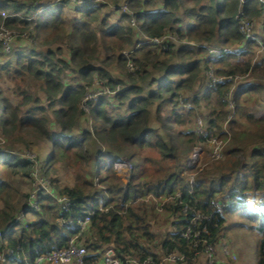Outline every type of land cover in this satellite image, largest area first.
Here are the masks:
<instances>
[{
    "label": "trees",
    "instance_id": "obj_1",
    "mask_svg": "<svg viewBox=\"0 0 264 264\" xmlns=\"http://www.w3.org/2000/svg\"><path fill=\"white\" fill-rule=\"evenodd\" d=\"M77 1L0 0V27L25 32L46 48L29 55L17 51L6 65L0 63V75L10 66L16 75L26 70L30 81L41 89L53 117L51 120L43 108L37 107L27 108L22 115L20 105L13 106L0 89L4 137L17 135L19 141L26 137L29 151L38 143L45 144L49 151L45 158L38 154L29 161L0 150V231L12 224L0 239V252L13 250L0 264H32L40 254L64 248L78 231L66 228L57 219L77 223L86 215L90 222L82 233H89L85 241L93 253L108 247L120 258L157 259L150 247L157 241L153 229L168 223L175 233L165 234L160 241L161 254L175 252L184 257L186 264H194L205 244L221 236L228 215L234 211L241 220L237 226L258 237L256 264H264V113L256 115L249 109L251 104L264 101V63L251 62L259 43L245 42L237 19L242 13L246 20L258 22L257 37L264 45V1L128 0L131 16L119 12L122 0H102L96 6L83 7L76 5ZM110 5L119 12L115 22L104 11ZM71 9L76 17L69 19ZM131 17L135 28L129 25ZM167 33L192 42L196 50L189 44L165 55L136 49L139 56L130 60L121 54L141 42L140 36L161 39ZM210 45L230 48L226 53L205 55L209 60L215 58L213 63L219 66L216 75L233 77L247 72L249 79L239 84L224 80L204 85L206 62L200 61L206 58L203 52ZM240 48L244 50L238 52ZM62 54L66 58L59 57ZM1 55L0 47V58L4 57ZM201 55L202 59H197ZM240 56L243 58L236 61ZM113 61L124 70L126 82L113 79L105 68L97 66ZM126 62L138 67L137 72H127ZM66 70L76 72L82 84L66 86L60 77ZM151 84L154 86L145 93ZM95 86L111 92L119 87L112 97L125 106V112L113 118L106 99L98 97L93 104L89 101L93 125L81 130L82 105L88 90ZM180 92L192 95L183 97ZM228 93L233 111L225 99ZM201 102L208 108L202 122L207 138L195 129L183 128L189 123L187 119L194 117L183 104L199 106ZM229 116L232 118L227 119ZM224 122L230 136L222 157L202 170L188 167L187 156L197 145L208 142L211 136L227 138L221 132ZM28 139L32 143L27 144ZM122 158L130 164L126 183L115 170ZM57 164L72 171L73 184L57 186L50 179V192L67 197L71 207L62 209L42 190L35 198L37 208L24 207L17 217L19 207L14 200L19 188L13 178L33 180L34 173L45 178L56 172ZM188 172L194 174L192 182L187 180ZM252 191L262 193L256 196L260 201L256 210L247 202ZM27 196L24 194L25 199ZM217 202L227 217L216 211ZM28 213L35 220H30ZM196 214L202 218L194 226L191 221ZM186 232L189 238L183 237ZM82 233L76 241L88 251L81 242ZM193 237L199 240L196 245Z\"/></svg>",
    "mask_w": 264,
    "mask_h": 264
},
{
    "label": "rangeland",
    "instance_id": "obj_2",
    "mask_svg": "<svg viewBox=\"0 0 264 264\" xmlns=\"http://www.w3.org/2000/svg\"><path fill=\"white\" fill-rule=\"evenodd\" d=\"M97 2H95L94 4H90V5H98L101 3L102 0H95ZM100 1V2H99ZM126 1V4L124 3ZM77 3V2H76ZM125 4V5H124ZM75 5V4H74ZM79 5V4H76ZM81 7H83L84 5H80ZM121 6V8H120ZM55 5H52L51 8L55 11L56 8ZM128 0H122L120 2L119 5V12L120 13H126L129 14L130 16L132 15L131 12H129L128 10ZM73 9V8H72ZM71 9V11H72ZM104 11L106 13H108L109 18L111 21L115 22L117 20V18L119 17V12H115L114 9L112 8V6H108L104 9ZM70 14V13H69ZM76 17L75 14H73V11L70 15V17H68L69 19ZM67 18V19H68ZM81 18V16H80ZM78 19V17H77ZM253 31L254 33H258L259 32V27L260 25L258 24V22H253ZM129 25L132 28H135V19L133 17H131V19L129 20ZM0 31H1V35H0V41L4 40V43L0 42V47H1V57L0 58V63H4V65H6V60L9 59H13L14 55L17 51H22L23 54L25 55H29L31 51H37V53L40 51L42 52L43 50H45V47H41V45L38 44V42L36 40H31L28 36V34H26L25 32H21L18 31L16 29H9L6 28L5 26H1L0 27ZM13 36V37H11ZM141 39H143V36H140ZM18 39V41H16ZM140 39V38H139ZM7 40L9 41V49H7ZM140 41V40H139ZM162 41H164L162 43ZM162 41L160 40V42L158 44H156L155 46H145L144 40H142L141 42L137 43L134 48L131 49H127L121 52V54L127 59L130 60L131 58L133 59L134 57L139 56V54L135 53L134 50L136 49H141L144 51L147 50H152L154 53H159V55H165L166 52H168L169 50H174L176 51L178 48H182L185 45L189 46H193V50H196L197 45L195 46L192 42H187L185 40H181L180 38H178V36L176 34H171V33H167L165 34L164 38L162 39ZM138 45V46H137ZM210 48L213 49H227L230 51V48H219L215 45H210L207 50L208 51ZM203 52L204 54V58L208 55V52ZM238 53V52H237ZM9 57H8V56ZM206 55V56H205ZM6 56V57H5ZM253 58L251 60L252 63H255L256 61H263L264 63V45L262 43V45H258L256 48H254L253 50ZM59 57L61 58H66V54H62ZM203 58V59H204ZM238 60H241L243 58V56L238 57ZM197 59H202V55L198 56ZM13 61V60H12ZM202 61V60H201ZM200 61V63L202 64L203 62H206L205 64H203V76H204V85L206 83H210L207 82L208 80V73L211 72L213 74V76L216 77H225L226 79H228V75L227 76H219L216 75L214 73L215 69L219 66H217V63H213L215 61L211 59L209 60L208 57H206L202 62ZM230 61H233L232 58ZM14 65V61L11 62ZM127 63V62H126ZM207 65V66H206ZM97 66L101 67V68H105L109 74L111 75V77L113 79H121L124 82H126V77H125V72L124 70H122L120 68V66L116 63V61H113L111 64L109 65H103V64H98ZM132 65L131 64H126V71L130 72L132 74H134L135 72H137L138 67L133 66V69H130ZM223 66L220 65V68H222ZM13 67H6L5 70L1 71V75H0V89L2 90L3 94L5 95V97H7V99H9V101L11 102V104L13 106L16 105H20V113H22V115H24V113H26V109L30 108V109H34V108H43L44 111L46 112L45 115L47 117H49L51 120L53 119L52 114H51V109L48 105L47 100L44 99V95L41 91V89L39 88L38 84H35L34 82L30 81V78L28 77V72L26 70H21V74L20 75H16L13 74L12 71ZM207 68V69H206ZM237 78H235L233 80V84H238L239 82H242L245 79H249V73L245 72L244 74H236L234 75ZM63 83L66 86H77L82 84V82L79 80L76 72H73L71 70H66L64 72L63 75L60 76ZM264 84V82H263ZM84 85V84H83ZM95 84L92 85V87ZM154 86V85H153ZM151 86L148 88H146L144 90V92L146 93L148 91V89H151ZM98 87L99 86H95V88H90L91 92L88 90V93L86 94V100H87V106L82 105V109L84 111V115L83 118H81L80 120V128L81 130L83 129H90L91 126L93 125V120L91 119L90 115V108L91 105L89 104V101H95L98 97H103L104 99H106L107 102V109L109 111V113L112 115V117H116L118 113H122L125 112V106H121L117 103V101L114 99V97H112L114 94H110L103 91H98ZM197 88V87H196ZM143 92V93H144ZM230 92V91H229ZM263 94V100H264V91L262 92ZM180 95L185 97V96H191L192 93L190 92H180ZM225 99L227 101H232L231 97L229 96V93L225 95ZM184 105H188V107L190 106L193 111V114L191 116V118H188L187 120H189V123H187V125L183 128H189L192 129L194 131L195 127H196V123L201 120L203 122V118L204 116L207 114V107L203 106L204 103L201 102V104L199 106H196L192 103H186L183 104ZM188 109V108H187ZM250 111H255L256 115H260L264 113V101L261 104L258 105H254L251 104L250 105ZM189 110V109H188ZM39 112V111H38ZM205 112V113H204ZM153 113V112H152ZM1 111H0V117H1ZM40 114H44V113H38ZM232 118V116L230 117ZM228 119V118H227ZM240 122H244V120H239ZM203 124V123H202ZM78 132V131H77ZM221 132L226 133L227 138L226 139H222V138H217L216 136H212L216 138V141L218 143H220L221 147H225V145L228 142V138L230 136L229 134V129L227 128V124L226 122L221 124ZM25 139L26 137L22 140L19 141L17 140V135L14 137H9V138H5L2 132V129L0 127V150H8L11 153H13L14 155H16L17 157H20L21 159H28L29 161L31 159L34 158L35 155H41L44 158L46 157V155L49 153V151L47 150V147L45 144L42 143H38L36 144L34 147H32L33 151H29L27 145L25 144ZM27 144L32 143V140H26ZM95 142V141H94ZM96 143V142H95ZM100 145H98L99 148ZM102 147V146H101ZM213 145L210 144V142H204L201 143L199 145H197L193 151L191 153L188 154L187 156V160L190 157V162H191V166L190 168H194V169H200L202 170V168H204L206 165L214 162L211 158H210V151L212 150ZM101 151V149H99ZM105 148L102 147V151H104ZM223 150V149H222ZM44 154H43V153ZM195 152V153H194ZM247 152H249V150H247ZM100 154H102V152H100ZM193 156L195 157L193 159ZM123 161L124 158H122ZM126 159V158H125ZM121 162V161H120ZM120 162H117V166L115 167V170L118 174V176H120V178L123 180L124 183L127 182V177L129 175V170H130V164L129 162L126 161V165L125 166H121ZM94 165V163H93ZM46 167V166H45ZM35 170L38 169L35 166ZM55 173L52 175H49L48 177L46 176L45 178H42L38 173L35 175H33V180L32 178H28V179H22L19 177H14L13 178V184L16 185L19 190L17 192V196L14 200V203L17 205L18 210V214H16L17 217H20V213L23 212L24 207H28L29 203L33 202V199H35L37 196V194L40 191H44L46 193H48L49 191H51V188L53 186V183L50 181V179H53L55 181V185L57 186H65V185H72L73 184V178H72V171L66 169L65 167L57 164L55 166ZM93 172H95V167L93 166ZM185 173V172H184ZM188 177L187 180L192 179V177H194L193 173L188 172ZM51 176V178H50ZM93 181H95V178H93ZM28 193L27 198L25 199L24 194ZM259 195L262 196V193H259L257 191H252L250 193V198L249 200H247V202L250 203L251 207H253L256 210V207H258L260 201H259ZM258 196V197H256ZM218 203V202H217ZM263 203V202H262ZM101 204V203H100ZM99 204V205H100ZM2 205V202L0 201V207ZM219 206V204L217 205ZM30 218V220H35L34 218H32V214L28 213L27 214ZM221 216H226V213H222ZM232 216V217H230ZM230 216L228 215V219H226V223H225V227L221 233L222 236V241L224 243H227L229 250L231 251V256L233 257V259L236 260L235 264H256V259H257V241H258V237L255 235H252L253 233H247L242 231L237 225L239 224L240 217L236 214V211L233 212V214H230ZM60 220V219H58ZM171 222V221H170ZM60 223V221L58 222ZM2 223H0V230L2 229ZM153 233L156 235V239L157 241L154 242L150 247H152V251L155 255H157V257H160L161 252H160V246L159 243L160 241L164 238L165 234L167 233H175V230L173 229V227L170 224H166L163 227H155L153 229ZM89 233H87L86 231L84 233H82L81 235V242L82 244H84L85 246H87V242L85 241V237L86 235H88ZM8 239V235H5V240ZM88 248V246H87ZM108 248V247H107ZM88 252L93 253L94 251L91 248H88ZM92 251V252H91ZM220 254V253H219ZM5 262V261H3ZM175 263L171 261V264ZM180 264H186V260L184 262H179ZM167 264V263H165ZM194 264H206L205 263V256L203 255H199L195 260H194Z\"/></svg>",
    "mask_w": 264,
    "mask_h": 264
},
{
    "label": "built area",
    "instance_id": "obj_3",
    "mask_svg": "<svg viewBox=\"0 0 264 264\" xmlns=\"http://www.w3.org/2000/svg\"><path fill=\"white\" fill-rule=\"evenodd\" d=\"M242 3H244L246 0H240ZM264 1V0H262ZM95 0H78L77 3L79 5H87V4H94ZM126 4V1L124 2ZM124 4V5H125ZM121 8V6H120ZM2 17L5 18L7 17V14L1 13ZM237 19L239 20L240 23V27H239V31L241 32V34L244 36L245 38V42L247 41H251V40H256L259 45H261V42L259 40V38L257 37V34L254 33L253 29V22H250L248 20H246L243 17L242 13H239L237 16ZM0 35H1V31H0ZM13 37V36H11ZM144 38L141 39L144 40L145 45L148 46H155L156 44H158L160 42V40L162 41L163 38L161 39H157V38H153V39H148L147 37L143 36ZM1 43H4V40L0 41ZM8 44H7V49H9V41L7 40ZM164 41H162L163 43ZM138 46V45H137ZM136 48V46H135ZM244 48H240L238 49V52L243 51ZM226 53L229 52V50L227 49H213L210 48L208 50V53L211 55H215V54H219V53ZM128 64H131L132 66L130 67V69H133L134 64L131 62H128ZM212 72V71H211ZM209 72L208 73V80L207 82L210 83H206L207 85H215L217 83L223 82L224 80H233L235 78H237L236 76L233 77H228V79H226L225 77H216L213 76V74ZM240 83V82H239ZM238 83V84H239ZM99 84V83H97ZM105 91L107 93L110 94H114L116 91L119 90V87L116 88V91H109L107 88H100L98 89V91ZM87 96V95H86ZM229 96H231V93H229ZM86 97L85 100L83 102V107L87 106L88 104L86 103ZM229 103V108L231 111H233V104L232 101H228ZM184 107L187 109H192L190 106L188 107V105H184ZM230 118V116L228 117V119ZM195 132L198 135H201L205 138H207V136H209L208 132H206L203 127H202V121L199 120L196 123V127H195ZM208 142H210L211 145H213L212 150L210 151V158L213 161L219 160L222 157V147L220 145V143H218L216 141L215 137H209ZM195 157L193 156V159ZM125 160V159H124ZM121 161V162H120ZM119 162L121 163L120 165L123 167L126 165V161H123V159H121ZM128 162V161H127ZM117 164V163H116ZM190 162V157L188 158V164L187 166L190 167L191 165ZM117 165H115L116 167ZM190 182L193 181V177L192 179H189ZM50 196H52L53 198H55L56 202L60 205V207L64 210H68L71 207V201L67 198V197H59V196H53L51 194V192H48ZM219 204V206H217ZM31 209L32 208H37V201L36 199H33L32 203H29V206ZM99 207H102V203L99 205ZM216 207V211L220 213V215H222L223 213V207L222 205L218 202L215 204ZM29 209V208H28ZM202 218L201 215L196 214V216L192 219L191 224L196 226L198 225V221H200ZM18 219V218H17ZM60 221V224H62L63 226H65L68 229L71 230H77L78 231V235L81 234L88 226L89 222H90V216L86 215L84 216V218H81L79 220H77V223H73V221L71 220H58L57 222ZM12 224L10 223L4 230L0 231V239L3 238V234L6 233L8 231V229L10 228ZM205 229V228H204ZM204 232H206V230H204ZM78 235H75L74 237H72L71 239H69L67 245L64 248L61 249H54L51 251H48L46 253L40 254L39 256L36 257V259L34 260V262L32 264H165L168 262H184V257L178 253H170L166 256L164 255H160V257H157V259H153L151 256L146 257L145 259H139V258H131V257H125V258H120L116 255L115 251L112 248H106L102 251L98 253H89L86 248L82 245L77 244V237ZM198 233H195V238H198ZM183 237L189 238L190 234L189 232H186L183 234ZM195 238L193 237V241L194 244L196 245L197 243H199V240H195ZM220 253V254H219ZM231 251L228 248L227 243H224L222 241V236L218 237L216 239V241H214V243L212 244H205L202 252L200 255L205 256V263L206 264H235L236 260L233 259V257L231 256ZM13 254V250L11 249H6L3 252H0V261L3 262L5 261V257L6 256H10ZM89 255H93L94 258L92 260L87 259V257Z\"/></svg>",
    "mask_w": 264,
    "mask_h": 264
},
{
    "label": "crops",
    "instance_id": "obj_4",
    "mask_svg": "<svg viewBox=\"0 0 264 264\" xmlns=\"http://www.w3.org/2000/svg\"><path fill=\"white\" fill-rule=\"evenodd\" d=\"M167 264H171V262H168ZM172 264H180L179 262H176V263H172Z\"/></svg>",
    "mask_w": 264,
    "mask_h": 264
},
{
    "label": "water",
    "instance_id": "obj_5",
    "mask_svg": "<svg viewBox=\"0 0 264 264\" xmlns=\"http://www.w3.org/2000/svg\"><path fill=\"white\" fill-rule=\"evenodd\" d=\"M195 153V152H194Z\"/></svg>",
    "mask_w": 264,
    "mask_h": 264
}]
</instances>
